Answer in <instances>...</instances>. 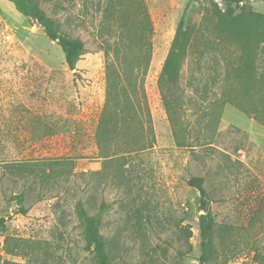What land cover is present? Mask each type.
Instances as JSON below:
<instances>
[{
  "label": "rangeland",
  "instance_id": "rangeland-1",
  "mask_svg": "<svg viewBox=\"0 0 264 264\" xmlns=\"http://www.w3.org/2000/svg\"><path fill=\"white\" fill-rule=\"evenodd\" d=\"M29 1L62 33L81 38L85 51L70 69L57 41L0 0V264H96L76 213L79 201L102 216L113 264H201L204 210L188 183L193 176L203 177L223 239L234 242L225 250L216 237V250L202 264H258L264 126L230 104L209 124L225 70L222 48L230 44L239 54L230 34L220 35L228 4ZM245 7L264 13V0ZM181 22L193 27L192 47L180 82L164 83L167 106L162 66ZM109 97L134 117L123 112L104 121ZM260 204L261 213L253 214Z\"/></svg>",
  "mask_w": 264,
  "mask_h": 264
},
{
  "label": "trees",
  "instance_id": "trees-1",
  "mask_svg": "<svg viewBox=\"0 0 264 264\" xmlns=\"http://www.w3.org/2000/svg\"><path fill=\"white\" fill-rule=\"evenodd\" d=\"M9 1L31 24H39L51 40L57 41L63 50L67 66L74 70L85 51L84 41L79 37H72L62 33L50 20L46 11L37 7L33 2L29 0ZM223 1L228 6L223 12H220V20L224 26L220 35L223 36L225 32L230 34V37L226 35L227 39L231 44H236L235 46L239 48V54L233 56L230 44L222 48L224 50L225 70L220 96L210 102V106H213L209 110V124H215L223 107L226 104H230L264 126V66L259 63L260 56L264 54V13L248 10L245 7V3L248 0ZM241 4L243 5L241 6ZM233 5L236 7L241 6L240 11L237 12L236 7ZM149 24L150 22L148 23L146 17L145 22L141 23V28H139V25L138 30L140 29L139 33L142 36H145ZM122 25H126V22H123ZM192 30V26H184L182 22L178 25L170 50L162 66V78L164 81L161 82L160 88L167 106L169 105V98L164 90V83L175 85L180 82L183 61L189 48L192 47L190 41V32ZM216 42L220 45V41ZM129 75L125 73L124 78ZM121 94L124 102H128L129 95L126 87L121 89ZM116 99L115 103L110 105L111 99L109 97L107 107L103 113V120L106 121L109 117L117 116L123 112L130 119L131 116L134 117L132 113L130 114L131 109L125 104L122 108H118ZM188 183L200 192L201 208L204 210L200 215L202 245L200 260L202 264L208 261L216 250V237L219 236V239L222 240L225 250L234 242L228 244L223 239L224 236L222 234L225 228L217 224L209 207L208 192L204 187L203 177L193 176L188 180ZM14 199H17L18 204L21 205V211L25 213L27 209L23 207V195L17 194ZM107 207L108 205L105 202L101 204V209H106ZM261 209L262 205L260 204L255 208L253 214H260ZM76 213L84 233L86 248L93 253L96 264H113L114 252L109 246L108 239L101 232L102 216L90 214L81 201L76 204ZM98 214H101V212ZM256 217L255 215L251 219V226L253 223L258 224ZM254 250V258L257 263L264 264V250L258 246Z\"/></svg>",
  "mask_w": 264,
  "mask_h": 264
}]
</instances>
